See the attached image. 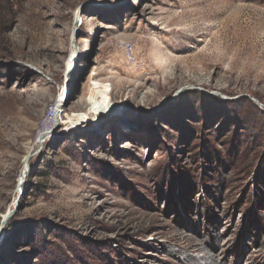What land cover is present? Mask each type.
<instances>
[{
    "label": "rangeland",
    "instance_id": "374dc122",
    "mask_svg": "<svg viewBox=\"0 0 264 264\" xmlns=\"http://www.w3.org/2000/svg\"><path fill=\"white\" fill-rule=\"evenodd\" d=\"M17 200L0 264H264V0H0Z\"/></svg>",
    "mask_w": 264,
    "mask_h": 264
},
{
    "label": "bare ground",
    "instance_id": "6f19581e",
    "mask_svg": "<svg viewBox=\"0 0 264 264\" xmlns=\"http://www.w3.org/2000/svg\"><path fill=\"white\" fill-rule=\"evenodd\" d=\"M78 16H79V14H77L76 15V22H78ZM76 27H75V21H74V27H73V31H72V38L74 39L75 38V34H76ZM73 34H74V36H73ZM72 44H74V42H72ZM128 47H131V46H128ZM73 54H78V56H79V51H78V49L76 48V46L73 48V50H71V58H72V56L74 57V55ZM71 58H70V60H71ZM70 60H69V63H68V67L70 68ZM56 109H55V114H56V119H58L59 120V117H60V115H61V113L63 112V99H60L59 101H58V104L56 105V107H55ZM54 114V113H53ZM55 118V117H54ZM55 120V119H54ZM47 126V125H46ZM55 130V129H54ZM50 131H51V128H43V130L38 134L39 136H38V142H41V137L43 136V139H44V137H46L49 133H50ZM45 142V141H44ZM42 145V144H41ZM28 157H29V154L27 155L26 154V156H24V160H23V165H24V168H23V170H25L26 171V169H27V163L28 164H30L29 162H27L28 161ZM31 160V159H30ZM30 171V166H29V170H28V172ZM28 172L26 173V176H27V174H28ZM23 174V173H22ZM21 177H23V175H21ZM13 208H14V205L12 206V208L11 209H9V210H7L2 216H1V224H3V221H4V219L7 217V215L10 213V212H12V210H13ZM6 225H7V223L5 224V228H6Z\"/></svg>",
    "mask_w": 264,
    "mask_h": 264
},
{
    "label": "water",
    "instance_id": "95a60500",
    "mask_svg": "<svg viewBox=\"0 0 264 264\" xmlns=\"http://www.w3.org/2000/svg\"><path fill=\"white\" fill-rule=\"evenodd\" d=\"M82 25V20H81V15L79 16V18H78V22H76L75 21V27H76V31H78V28L80 27ZM77 35V34H76ZM76 39H78V36H76ZM76 60H77V57L75 56V57H73V58H71V60H70V68L68 69V72H67V75L74 69V67H75V64H76ZM43 139V136L41 137V141H44V140H42ZM32 156L33 155H30L29 157H28V161L27 162H29V160L32 158ZM27 169H26V171L24 170V172H23V177H22V179H21V183L24 181V178L26 177V173L28 172V170H29V164L27 163ZM21 194V193H20ZM20 198V197H19ZM17 211H18V200L16 201V208L14 209V210H12V212H10L8 215H7V217L4 219V221H3V226H2V230L0 231V234L3 236L4 235V233H5V228H4V226H5V224L17 213ZM1 236V237H2ZM0 241H1V238H0Z\"/></svg>",
    "mask_w": 264,
    "mask_h": 264
},
{
    "label": "trees",
    "instance_id": "16d2710c",
    "mask_svg": "<svg viewBox=\"0 0 264 264\" xmlns=\"http://www.w3.org/2000/svg\"><path fill=\"white\" fill-rule=\"evenodd\" d=\"M186 94L183 95V97L185 96ZM69 141V140H67ZM33 166V165H32ZM31 168V166H30ZM26 190H24L25 192ZM21 202V201H20ZM20 207H21V203H20ZM39 225V229L41 230L40 233L41 234H44L45 233V228L43 227V224H38ZM8 230L10 231V229H13L12 233L10 234V236H8L7 238V241L8 243L9 242H12L13 240V237L15 235L16 232H21L23 231L24 233L27 234V237L30 238V232L29 231V224H25V223H22V222H14L13 221V218L10 220V223L8 224L7 226ZM7 244V243H6Z\"/></svg>",
    "mask_w": 264,
    "mask_h": 264
},
{
    "label": "built area",
    "instance_id": "2783aa9c",
    "mask_svg": "<svg viewBox=\"0 0 264 264\" xmlns=\"http://www.w3.org/2000/svg\"><path fill=\"white\" fill-rule=\"evenodd\" d=\"M124 49V52L127 54L128 58L130 60H132V62L134 61V57H133V47H125L123 48Z\"/></svg>",
    "mask_w": 264,
    "mask_h": 264
}]
</instances>
